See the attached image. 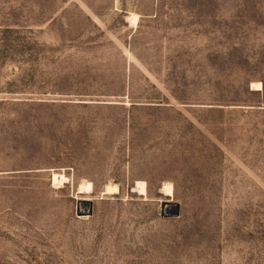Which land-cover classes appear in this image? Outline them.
<instances>
[{"label":"rangeland","instance_id":"1","mask_svg":"<svg viewBox=\"0 0 264 264\" xmlns=\"http://www.w3.org/2000/svg\"><path fill=\"white\" fill-rule=\"evenodd\" d=\"M0 264H264V0H0Z\"/></svg>","mask_w":264,"mask_h":264},{"label":"bare ground","instance_id":"2","mask_svg":"<svg viewBox=\"0 0 264 264\" xmlns=\"http://www.w3.org/2000/svg\"><path fill=\"white\" fill-rule=\"evenodd\" d=\"M128 18H129L130 23L132 25H134V26L137 25L138 16L134 12L133 13H129ZM262 87H263V84H262L261 81H254V82H252V89L260 90V89H262ZM67 179H68L67 176L65 174H63V173H58V172H54L53 173V183L57 187H59V185L62 184L63 181L64 180H67ZM137 187L140 190L141 194H146L147 193V184H146L145 181L139 180L137 182ZM164 187H165V193L168 196H172L173 195V192H174L173 191V185L170 184V182H169V184H166ZM91 190H92V183L91 182H88L85 185H82L81 187H79V193H83V192L87 193V192H91ZM118 191H119V189H118V187L115 184L114 185L107 184L106 187H105L104 193H106V194H113V193H116ZM86 200L87 199H83V201H86ZM82 208L84 209V204L82 205Z\"/></svg>","mask_w":264,"mask_h":264},{"label":"water","instance_id":"3","mask_svg":"<svg viewBox=\"0 0 264 264\" xmlns=\"http://www.w3.org/2000/svg\"><path fill=\"white\" fill-rule=\"evenodd\" d=\"M180 211V206L178 203H171L167 200L166 203L162 205V214L164 215H178Z\"/></svg>","mask_w":264,"mask_h":264}]
</instances>
